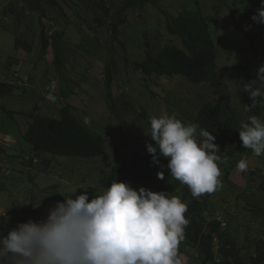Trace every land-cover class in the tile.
<instances>
[{"label": "trees", "instance_id": "obj_1", "mask_svg": "<svg viewBox=\"0 0 264 264\" xmlns=\"http://www.w3.org/2000/svg\"><path fill=\"white\" fill-rule=\"evenodd\" d=\"M21 1L23 10L40 15L42 30L39 60H43L50 51L53 52L55 70L53 76L50 75L48 84L59 79V83H57L59 91L55 94L59 95V99L61 97L67 99L68 95L62 91L64 86L71 85L70 82L63 84V68L67 54L65 47L68 46L66 30L64 27L62 31L48 34L42 21L45 16V5L60 12L63 8L58 0ZM64 1L67 2V0ZM90 1L94 3L91 10L92 23L97 27L96 29L107 30L111 37L105 46L102 41L95 40V45L92 47L96 51L104 52L103 57H106V62L100 74L101 80L93 78L89 80L92 85L101 82L106 88V99H108V107L111 110L109 121L124 122L130 126L128 120L122 119L120 111L122 107L115 102L114 95L110 91L113 83H117L124 91H126L127 84V82L117 79L121 70L118 68L120 63L115 58V54L118 52L117 48L125 49L127 46L124 34L126 35V30L133 25L132 19L143 20V11H155L158 17L157 30L151 33L150 28L141 29L145 39L142 57L131 61L130 65L135 72L144 77L143 81H147V78L151 77L181 79L193 86L206 85L210 90L219 94L216 104L207 102L200 106L191 121L216 137L214 143L220 146L218 155H221V162L218 163V166L221 169L222 186L214 192L205 193L198 198L193 197L191 190L186 185L170 175L167 169V158L161 156L159 163H153L151 154L146 150L148 143H154L150 135L147 134L150 132L149 120L152 116L143 103L147 104L148 101L152 103L154 97L150 93V89L146 88V91L137 94L139 96L137 98L138 106L134 105L135 101L132 100V97L127 105L132 110H130L132 116H137L131 127L136 129L134 125L137 121L143 122L142 120L149 127L144 132L147 135L148 143L140 148L141 156L139 150L137 155L133 156L134 159H125V161H119L114 165L111 160H107V163L104 164L107 171L100 174L99 178L98 168L100 166L97 167L95 169L97 175L95 186L92 185L84 190L88 192L89 200L110 187L113 179L125 182L133 189L145 187L154 192L166 191L173 196H178L188 207V211L184 215L189 223L185 228L184 240L179 245V257L188 255V249L191 248L196 252L197 258L191 260L189 264H264V240L257 238L247 243L251 235L243 236L241 239L234 235V233H238V226L234 222L243 216L248 218L250 223L260 221L261 224H264V173L259 169L258 161L264 154L256 156L251 149L242 146V141L239 138V131L242 130V125L248 122L250 116H257L264 121V102H259L255 107H251L253 101L249 98L248 92L243 90L245 83L256 79L257 69L264 64V24H257L253 21L250 22V25L247 24L248 26L242 33L248 44L246 54L243 56L244 53L238 52L241 59L239 64H237V60L236 65L225 58L227 60H224L221 66L223 67L221 76L218 67L219 47L210 27L211 21H215L220 12L223 13L224 18H226L224 12L229 13L230 18L228 17V19H237L235 15L243 13L251 18L260 7L261 0H232L231 4L228 3V0H212L213 6L210 13H208V5L205 0L203 5L200 0H192L190 7L173 4L171 6L163 0ZM17 2L18 0H12L4 7L5 20L11 15L16 16V20L21 18ZM79 18L82 22L87 23L81 13ZM145 19L142 22H145ZM76 27L78 32H82L79 24ZM16 46L29 53L34 49L33 43L27 41L23 36L16 38ZM106 51L107 53H105ZM103 57L99 56V59L101 60ZM126 61L128 62L127 58ZM225 65L232 69L226 70ZM228 73L234 74L237 81V89L233 88V91L224 80V74ZM75 85L80 87L77 83ZM24 88L17 84L0 82V98L16 96L17 91ZM74 94L77 92L74 91ZM245 105L250 108L246 110ZM0 109L12 117L15 114H21L30 119L28 129L22 134V139L32 150H29L23 161L34 169L40 167L39 169L43 172L49 171L51 160L56 159L55 157L93 159L102 157L106 152L104 138L91 132L86 123L74 115V107L68 103L61 108L60 118L42 116L38 113L37 108L28 114L14 112L4 106H0ZM241 159L246 160L249 165L248 170L242 172L243 178L247 175V183L243 190L232 180L233 174L239 175L237 163ZM161 171L164 172L163 179L157 177V173ZM13 204L15 203L13 202L8 209L9 217H0V234L6 235L18 222H27L29 219L40 221L46 218L49 209L54 207V205H51L52 207L45 206V208L37 207L33 200L27 208L23 205ZM239 240H243L242 245Z\"/></svg>", "mask_w": 264, "mask_h": 264}, {"label": "rangeland", "instance_id": "obj_2", "mask_svg": "<svg viewBox=\"0 0 264 264\" xmlns=\"http://www.w3.org/2000/svg\"><path fill=\"white\" fill-rule=\"evenodd\" d=\"M10 1L12 0H0V82L13 83L25 88L17 91L16 96L0 98V106L26 114L37 108L42 116L60 118L61 108L68 103L74 107L73 113L78 119L84 123L85 118L88 119L86 126L91 132L104 138L108 155L106 156L105 152L102 157L93 159L55 157L56 159L51 160L49 171L43 172L39 169L40 167L34 169L23 161L29 150H32L22 139V134L28 129L30 119L21 114H15L12 117L0 109V217H9L8 209L13 202L15 203L13 205H23L27 208L33 200L35 206L45 208V206L52 207L51 205H55L57 201L63 202L64 197L78 196L90 186H95L94 182L97 178L95 169L100 166L98 168L99 178L100 174L107 171L104 167L107 160H111L114 165L125 159H134L133 156H136L139 150L141 156L140 148L148 143L144 132L149 127L144 120L136 122L134 125L136 129L131 127L137 116H132V110L127 104L132 97L135 101L134 105L138 106L139 96L137 94L146 91V88L150 89L154 97L153 101L151 100L152 103L149 101L147 104L143 103L150 116L175 114L185 124H193L191 118L200 106L207 102L216 104L219 100V94L210 90L206 85L193 86L181 79L170 80L158 77L147 78V81H143L144 77L132 69L130 62L142 57L145 39L141 29L150 28L151 33L157 30V12L146 10L142 12L146 21L132 19L133 25L126 30V35L124 34L127 46L125 49L117 48L118 52L115 54V58L120 63L118 68L121 70L117 79L127 82L126 91L117 83H113L110 88L115 102L122 107L120 109L122 119L128 120L130 126L124 122H110L108 118H111V110L108 107V99H106V88L101 82L92 85L89 80L90 78L101 80L100 74L106 62V57H103L104 52L96 51L92 47L95 45V40L102 41L105 46L111 37L107 30L96 29L97 27L92 23L91 10L94 3L90 0H67V2L58 0L63 8L61 12L47 5L44 6L45 16L42 21L48 34L62 31L65 27L68 42V46L65 47L67 54L63 68V84L70 82L71 85L64 86L62 91L69 98L59 99V95L55 94L59 91L57 84L59 79H55V83L48 84V79L53 76L55 70L53 52L50 51L43 60H39L42 30L40 15L23 10L22 1L18 0L17 6L21 18L16 20V16L11 15L5 20L3 9ZM200 1L203 5L204 0ZM205 1L208 5V13H210L213 6L212 0ZM231 1L228 0V3L231 4ZM116 2L119 3V1ZM163 2L171 6L173 4L190 7L192 0H163ZM222 7L225 8V6ZM236 9L239 10V8ZM80 13L86 18L87 23L80 20ZM246 15L245 13L237 14L235 15L237 19H228L230 14L224 12L226 19L220 12L216 20L210 23L220 52L218 57L220 76L221 70L223 71L221 67L223 61L227 60L225 58L236 65L237 60L239 64L241 59L238 52L244 53L243 56L247 52L248 44L242 33L248 26L247 24L252 23V20ZM77 24L81 26L82 32H78ZM136 24L137 26H134ZM18 36H23L33 43L34 49L31 53L17 48L16 38ZM99 56L103 58L100 60ZM226 65L224 66L226 70L232 69ZM234 77V74H224V80L231 86L232 91L238 86ZM74 82L80 87H77ZM74 91L77 94H74ZM258 161L259 169L264 173V156ZM238 173L239 175L233 174L232 180L243 190L247 183V175L243 178L242 172L238 171ZM135 190L138 191L139 188ZM234 223L238 226V233L234 235L239 239L251 235L247 243L257 238L264 240V224L260 221L250 223L249 219L243 216ZM239 241L242 245L243 240ZM188 251V255L180 257L183 259L182 264H189L191 260L197 258L194 250L189 248Z\"/></svg>", "mask_w": 264, "mask_h": 264}, {"label": "clouds", "instance_id": "obj_3", "mask_svg": "<svg viewBox=\"0 0 264 264\" xmlns=\"http://www.w3.org/2000/svg\"><path fill=\"white\" fill-rule=\"evenodd\" d=\"M251 19L264 24V0ZM243 90L253 101L251 107L264 102V64ZM149 123L147 134L154 143H148L146 150L153 163H159L161 156L167 158L170 175L193 197L222 186L220 146L211 132L185 124L175 114L151 117ZM239 138L256 156L264 154V121L250 116ZM248 167L244 159L237 163L240 172ZM157 177L163 179L164 172ZM187 211L178 196L145 187L137 191L113 179L91 200L87 191L64 197L46 218L18 222L6 235L0 234V264H182L178 250L189 223Z\"/></svg>", "mask_w": 264, "mask_h": 264}]
</instances>
